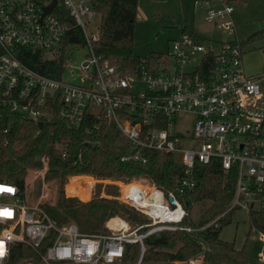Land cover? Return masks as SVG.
<instances>
[{"label":"built area","instance_id":"obj_1","mask_svg":"<svg viewBox=\"0 0 264 264\" xmlns=\"http://www.w3.org/2000/svg\"><path fill=\"white\" fill-rule=\"evenodd\" d=\"M195 4L207 25L233 40L213 47L207 40L199 44L180 33L158 61L124 71L95 51L99 15L91 0H0V109L37 125L49 118L40 109L58 101V116L74 129L84 125L85 115L111 122L128 144L120 162L145 164L143 154L148 151L171 155L180 167L177 188L181 191L195 188V164L216 163L234 177L230 207L219 217L240 209L249 221L250 214L264 211V70L255 75L244 71L243 51L231 20L233 5L224 0H195ZM75 31L80 43L69 42ZM67 47L85 52L75 68L76 85L62 79L70 55ZM21 50L51 61L61 57L60 79L20 62ZM186 115L192 116L189 129L177 130V119ZM131 182L144 183L159 195L157 201L148 197L150 212L117 196L148 217L149 223L106 226L105 235L83 234L71 222L57 226L38 202L24 206L17 188L0 182V264L16 244L32 251L38 264H120L125 246L137 244L134 264H139L145 237L160 231L191 234L204 229L182 225L188 214L174 194H164L144 179L112 183L119 193L120 185ZM157 207L163 216L156 213ZM251 231L258 233L260 243L255 263L264 264V234ZM199 246L201 252L186 264H201L207 247L201 241Z\"/></svg>","mask_w":264,"mask_h":264},{"label":"trees","instance_id":"obj_2","mask_svg":"<svg viewBox=\"0 0 264 264\" xmlns=\"http://www.w3.org/2000/svg\"><path fill=\"white\" fill-rule=\"evenodd\" d=\"M138 0H91L92 8L99 15L98 40L95 51L109 65L119 70H131L148 61H158L160 55H149L146 59L131 53L132 32ZM160 1V0H154ZM180 33L187 34L199 44L197 35L183 26ZM73 40L80 43L78 32H72ZM260 42L262 68L264 70V29L249 36L245 43ZM244 44L241 42L240 47ZM20 62L40 74L59 80L64 69L61 57L46 60L39 54L21 50ZM56 100V96L53 97ZM52 100V101H53ZM59 103H48L40 111L48 114L38 129L35 122L24 116L0 109V182L11 184L18 190L23 201L27 169L42 171L44 182L57 184L58 192L54 204L38 205L57 225L73 223L83 234H104L114 217L123 219L128 225L140 226L149 223V218L135 211L117 199V187L97 185L95 194L87 201L65 197L62 187L69 179V186H88L92 180L73 176H89L100 181L128 182L144 179L164 194L172 193L189 215L194 203H209L197 223H191L188 216L184 226L202 231L186 234L181 231H160L145 237L142 241L145 251L139 264H186L201 252L199 241L207 247L201 264H256L242 250L219 239V230L229 223L226 212L233 194L232 172H222L216 163L206 166L195 164L196 186L192 191L179 190L177 180L180 167L171 155L148 151L143 154L146 163L120 162L128 144L111 122L102 118L93 120L84 116V125L74 129L58 116ZM97 129L93 130V126ZM86 126V127H85ZM87 129V131H86ZM63 154V156H62ZM72 177V178H71ZM137 187V186H136ZM100 188L104 195L100 196ZM249 228L264 234V211L250 214ZM112 218V219H111ZM214 220V221H213ZM145 229H142L143 232ZM32 251L23 245H13L3 264H21L33 257ZM139 256L138 245H126L122 262L134 264Z\"/></svg>","mask_w":264,"mask_h":264},{"label":"rangeland","instance_id":"obj_3","mask_svg":"<svg viewBox=\"0 0 264 264\" xmlns=\"http://www.w3.org/2000/svg\"><path fill=\"white\" fill-rule=\"evenodd\" d=\"M224 2L233 5L231 20L236 39L244 44L242 46V64L246 75L260 73L263 70L260 53L261 43H245V41L253 33L264 29V0H224ZM183 26H186L187 30L197 35L199 39L207 40L213 47L217 43L233 40L227 34L204 22L203 11L196 6L195 0H138L132 32V55L141 59H146L151 54L164 56L171 43L178 39ZM65 50L70 55H68L67 69L62 79L67 83L76 85L78 84V79L74 76L75 68L84 59L85 52L82 49L75 50L69 47L65 48ZM71 71H73V75H71ZM191 122L192 116L190 115L180 117L176 121V129L180 131L188 130ZM41 173L42 171L38 169H27L24 199L22 201V204L26 207L34 205L39 200L42 203L49 204H54L56 200L57 184L55 181L44 182L41 178ZM78 177L92 181L88 183V186L76 187L75 185L69 186V178L62 187L65 197L69 198L75 195L72 198H76L79 201H87L91 195L95 194L98 184L117 187L112 183L113 181L95 180L89 176ZM141 184L143 185L144 183ZM90 186L91 190L88 193ZM120 187L119 193L117 187V193L118 195L120 194L121 198L131 196L132 190L129 187L125 185ZM102 190L103 188H100V196L104 195ZM132 197L134 198L133 194ZM208 206L209 203L206 202L194 203L188 215L189 221L193 224L197 223ZM229 207L230 204L227 208ZM247 219L248 216L244 211L240 209L231 210L228 214L229 223L221 227L218 236L221 241L231 244L236 250H242L252 261L256 262L260 254L258 233L251 231ZM114 220L115 217L112 222ZM123 222L125 221L123 220ZM106 223L104 224L103 235L108 233ZM117 223L120 224L117 227H124L121 221H116ZM111 224L108 227L111 228ZM116 224L114 223L113 226L115 227ZM33 255L35 256L34 253ZM34 256L23 260L21 264H38L36 256ZM120 264L128 263L122 262Z\"/></svg>","mask_w":264,"mask_h":264},{"label":"bare ground","instance_id":"obj_4","mask_svg":"<svg viewBox=\"0 0 264 264\" xmlns=\"http://www.w3.org/2000/svg\"><path fill=\"white\" fill-rule=\"evenodd\" d=\"M125 186L129 187L132 190V192H131V196H129V197L125 196L123 198L127 199V201H129V203L132 204L133 206L140 207L143 211L150 212L149 203H148V197H153V199L155 201H157L158 200L157 197L159 195L158 194H154L152 189H150L149 187H147L145 185H140V184L135 183V182H131V184H127ZM137 192H139V194H137ZM132 194L134 195V198L132 197ZM154 206H155V204H154ZM152 210L153 209H151V211ZM159 210L160 209L157 207V212L156 213L159 214L160 216H163V214H161V212ZM116 221H121L123 223L124 227H125V223L121 219L115 218V220L111 224V228H117V225L119 223L116 224ZM114 223L116 224L115 227L113 226ZM122 223H121V225H122ZM121 227H123V226H121Z\"/></svg>","mask_w":264,"mask_h":264},{"label":"water","instance_id":"obj_5","mask_svg":"<svg viewBox=\"0 0 264 264\" xmlns=\"http://www.w3.org/2000/svg\"><path fill=\"white\" fill-rule=\"evenodd\" d=\"M49 10H50V8L47 9V11H49ZM174 28H176V27H174ZM37 127H38V129H40L42 127V123L41 122H38L37 123Z\"/></svg>","mask_w":264,"mask_h":264}]
</instances>
